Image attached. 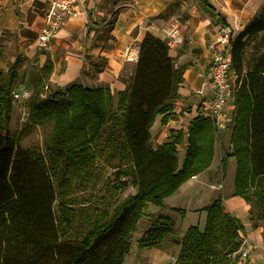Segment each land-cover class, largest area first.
I'll return each instance as SVG.
<instances>
[{"label":"trees","instance_id":"1","mask_svg":"<svg viewBox=\"0 0 264 264\" xmlns=\"http://www.w3.org/2000/svg\"><path fill=\"white\" fill-rule=\"evenodd\" d=\"M264 6L235 37L232 67L237 74L235 125L226 157L236 159L235 194L254 207L258 203L264 238ZM252 60L248 47L258 40ZM0 37V48L4 42ZM21 56L0 69V264H122L129 251V238L139 219H151L150 205L161 206L187 179L207 170L216 153L214 123L199 114L190 124V137L182 166L178 145L182 132L171 131L172 140L155 145L150 127L159 113L169 112L182 81L167 44L147 33L128 84L114 97L104 86L84 87L73 83L66 89L53 87L52 64L31 70L28 84V123L53 122L44 151L27 150L9 130L12 91L19 87ZM37 59V57H35ZM23 87V86H22ZM47 87V88H46ZM19 87L18 89H20ZM118 122L120 133L106 124ZM117 135V136H115ZM118 149L137 188L105 221L69 238L74 210L67 200L58 203L56 187L46 166L47 156L63 158V172L84 178L107 151ZM223 157L226 162L227 158ZM203 230L190 226L181 241L176 264H231L227 255L238 253L244 241L240 220L223 207L222 196L206 205ZM184 212V210L182 211ZM181 212V213H182ZM255 226L257 223H253ZM238 260L236 254L233 262Z\"/></svg>","mask_w":264,"mask_h":264},{"label":"crops","instance_id":"2","mask_svg":"<svg viewBox=\"0 0 264 264\" xmlns=\"http://www.w3.org/2000/svg\"><path fill=\"white\" fill-rule=\"evenodd\" d=\"M51 1L0 0V37L5 39L0 52L8 55V49L14 46L17 55L10 54V61L14 62L17 56L27 57L39 67L49 57V81L53 87L66 89L73 83L84 87L100 85L111 91L117 103L118 93L128 88L136 66V61L125 57L128 47L137 50L139 56V45L147 33L164 40L161 28L178 20L184 42L169 54L174 57L182 81L173 109L157 114L150 127L155 145L170 142L172 130L183 131L184 144L185 131L194 118L203 115L202 103L210 93V43L223 25L231 26L237 36L264 6V0H88L79 16L70 18L48 47L42 49L37 40ZM8 59L0 55V69L5 72ZM227 135L230 141V134ZM203 177L195 175L190 178L192 182L187 180L181 186L187 192L189 209L194 203L209 204L218 192ZM199 182L207 189L194 187ZM174 195L181 196L180 190L169 198ZM222 197L225 211L240 220L241 235L252 247L249 264H264L260 253L264 249L263 226L251 221V204L234 191Z\"/></svg>","mask_w":264,"mask_h":264},{"label":"rangeland","instance_id":"3","mask_svg":"<svg viewBox=\"0 0 264 264\" xmlns=\"http://www.w3.org/2000/svg\"><path fill=\"white\" fill-rule=\"evenodd\" d=\"M262 35L258 37V40L249 44L247 54L248 61L252 60L251 55L253 51L256 50V45L259 43V39H261ZM8 52V55H4L0 52L1 57L8 59L11 55H17L14 46L10 47ZM10 63H12V61L8 59L5 66L8 68ZM22 63L23 65L19 69V87L28 84V74L31 70L40 68L39 65L31 62L27 57L22 58ZM17 86L12 91L11 96L13 104L9 130L15 137L19 146L27 150L44 151L46 141L49 140L53 129V122L51 121L44 125L30 126L28 123L30 116L29 109L26 106L29 98L22 99L21 101L14 98L13 93L20 90ZM30 91L32 92V90ZM117 106L118 103L114 101L113 113L118 112ZM24 112L28 114L24 115ZM209 119L213 122L211 118ZM214 127L217 138H221L220 143L217 141L218 147L212 165L207 170L199 173L200 175H204L203 179L206 182L211 181L218 190L209 204L221 195L228 196L231 192H235L236 160L232 158L234 156H225L226 153L231 151L229 148V135L227 134H230L231 137L234 130L231 129L218 135L215 124ZM119 129L120 126L118 122L106 124L103 130L104 139L108 137L107 134L109 132L119 134ZM179 131L183 134L182 130ZM186 133H190V131L186 130L185 135ZM225 135H227L226 141L224 140ZM186 148L187 146H185V143L183 144L182 140L178 145L180 167L185 159ZM111 152V154H108L106 151L102 157L97 155V159L91 166V174L86 175L84 178H76L72 176L71 172L61 171V167L65 164L63 158L56 159L47 156L46 166L53 179L57 192L56 211L58 209V203L62 200H67L69 206L74 210V228L71 230L68 236L69 238H78L82 232L86 231L97 222L105 221L107 218L111 217L114 210L125 199L135 194L137 191V188L133 185L132 175L126 170L127 160L122 159L118 149L112 150ZM224 156L227 158L226 162L223 161ZM187 180L192 182L190 178ZM199 186H202L201 190L207 189V187L200 182L194 187L198 188ZM179 188L178 190H180L181 196L174 195L171 198H169V196L162 200L163 204L161 206L157 207L156 205H150L148 207V209L154 213L151 219H139L136 230L132 231L130 234L129 251L125 254L122 264H172L173 258L176 257L177 259L180 251L179 246H181V241L186 230L192 225H197L201 230L204 229L207 211H203L204 208L203 210L194 208L205 207L209 205L208 202L194 203L189 209V205H187V192L183 190L182 187ZM252 199L254 201V207L252 213H250V219L254 223L263 225V220L257 217L259 210L258 203L254 197ZM183 210L184 212H182ZM250 249L252 250L251 246ZM260 253L263 256L264 249H261ZM236 254L240 255V253L227 255L231 264H237V262H233Z\"/></svg>","mask_w":264,"mask_h":264},{"label":"built area","instance_id":"4","mask_svg":"<svg viewBox=\"0 0 264 264\" xmlns=\"http://www.w3.org/2000/svg\"><path fill=\"white\" fill-rule=\"evenodd\" d=\"M88 0H52L44 17V24L39 33L37 45L39 48H46L53 37L70 18L79 16L80 10L84 8ZM164 41L169 51H174L182 47L184 36L180 29L178 20H172L168 25L161 28ZM235 30L229 25H223L216 34V38L210 43V70H209V90L208 97L202 103V114L213 120L218 135L231 130L235 125V88L237 74L232 67V55L235 42ZM125 57L131 61H137L138 51L129 46ZM14 98L21 101L29 98L31 91L27 87L13 93ZM28 113L24 112V115ZM190 137V133H184V143ZM186 138V140H185ZM250 246L244 240L238 250L237 264H249ZM176 257L173 263L176 264Z\"/></svg>","mask_w":264,"mask_h":264}]
</instances>
